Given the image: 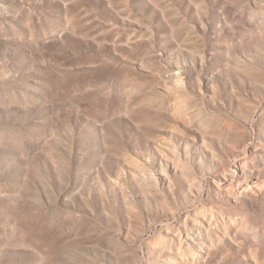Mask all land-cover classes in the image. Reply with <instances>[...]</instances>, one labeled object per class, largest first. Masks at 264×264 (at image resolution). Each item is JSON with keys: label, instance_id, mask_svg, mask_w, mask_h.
<instances>
[{"label": "rangeland", "instance_id": "obj_1", "mask_svg": "<svg viewBox=\"0 0 264 264\" xmlns=\"http://www.w3.org/2000/svg\"><path fill=\"white\" fill-rule=\"evenodd\" d=\"M0 264H264V0H0Z\"/></svg>", "mask_w": 264, "mask_h": 264}]
</instances>
